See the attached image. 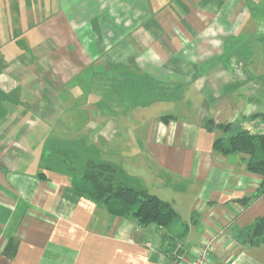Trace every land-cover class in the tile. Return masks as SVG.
I'll return each instance as SVG.
<instances>
[{
  "label": "crops",
  "instance_id": "0c3cea01",
  "mask_svg": "<svg viewBox=\"0 0 264 264\" xmlns=\"http://www.w3.org/2000/svg\"><path fill=\"white\" fill-rule=\"evenodd\" d=\"M135 73L162 97L119 99ZM257 115L264 0H0V264H191L210 239L211 264H264L237 236L264 217L262 179L206 127L260 133ZM53 139L96 146L179 221L141 227L80 195L45 170Z\"/></svg>",
  "mask_w": 264,
  "mask_h": 264
},
{
  "label": "trees",
  "instance_id": "16d2710c",
  "mask_svg": "<svg viewBox=\"0 0 264 264\" xmlns=\"http://www.w3.org/2000/svg\"><path fill=\"white\" fill-rule=\"evenodd\" d=\"M114 93L119 99L136 106H148L162 97L157 81L135 73L125 74ZM139 92V98H136ZM264 125V115L254 116ZM163 120H166L164 118ZM222 135L215 139L213 150L223 156L243 155L247 172L261 177L259 196L264 195V132L252 131L240 124H218L207 122ZM45 170L58 171L72 179L75 190L93 202L104 205L115 217H133L141 227L155 225L167 228L179 215L171 203L151 195L138 186L136 179L129 176L117 164L100 157V150L82 140L53 139L47 145ZM39 177L45 179V174ZM239 240L250 245L264 244V217L252 226L237 233ZM17 243L11 241L5 250L10 259L16 254Z\"/></svg>",
  "mask_w": 264,
  "mask_h": 264
},
{
  "label": "built area",
  "instance_id": "2783aa9c",
  "mask_svg": "<svg viewBox=\"0 0 264 264\" xmlns=\"http://www.w3.org/2000/svg\"><path fill=\"white\" fill-rule=\"evenodd\" d=\"M215 251L214 239H210L203 247L195 251L191 264H211V254Z\"/></svg>",
  "mask_w": 264,
  "mask_h": 264
},
{
  "label": "rangeland",
  "instance_id": "374dc122",
  "mask_svg": "<svg viewBox=\"0 0 264 264\" xmlns=\"http://www.w3.org/2000/svg\"><path fill=\"white\" fill-rule=\"evenodd\" d=\"M264 132V131H263ZM115 150H117V148L115 147Z\"/></svg>",
  "mask_w": 264,
  "mask_h": 264
}]
</instances>
